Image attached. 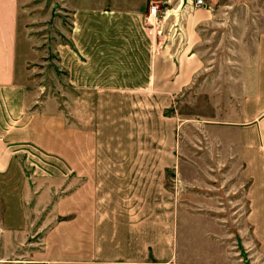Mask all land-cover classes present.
I'll return each mask as SVG.
<instances>
[{
	"label": "crops",
	"instance_id": "0c3cea01",
	"mask_svg": "<svg viewBox=\"0 0 264 264\" xmlns=\"http://www.w3.org/2000/svg\"><path fill=\"white\" fill-rule=\"evenodd\" d=\"M18 17V0H0V178L11 175L15 145L34 143L29 123L16 125L31 100L16 81ZM240 25L237 99L211 97L209 112L186 118L161 109L106 130L99 122L89 162L76 152L74 233L62 256L15 261L22 231L35 230L25 218L32 196L0 193V264H264V28ZM186 49L150 55L149 89L199 82L205 52Z\"/></svg>",
	"mask_w": 264,
	"mask_h": 264
},
{
	"label": "rangeland",
	"instance_id": "374dc122",
	"mask_svg": "<svg viewBox=\"0 0 264 264\" xmlns=\"http://www.w3.org/2000/svg\"><path fill=\"white\" fill-rule=\"evenodd\" d=\"M18 1L16 81L31 100L16 125L28 122L34 143L15 145L14 168L0 178V193L32 196L25 218L35 230L22 231L14 258L26 262L62 256L61 241L74 233L73 194L80 184L73 163L80 150L89 162L86 150L96 144L99 122L106 130L125 114L155 115L161 109L186 118L209 112L211 97L237 99L235 36L244 28L241 22L264 28V0ZM187 41V54L205 52V59L198 58L199 82L177 93L149 89L150 55ZM214 58L215 68L206 70L203 65Z\"/></svg>",
	"mask_w": 264,
	"mask_h": 264
},
{
	"label": "built area",
	"instance_id": "2783aa9c",
	"mask_svg": "<svg viewBox=\"0 0 264 264\" xmlns=\"http://www.w3.org/2000/svg\"><path fill=\"white\" fill-rule=\"evenodd\" d=\"M198 5H204V0H197ZM157 5L152 6L151 8V14H156L157 13ZM153 264H158V263H153Z\"/></svg>",
	"mask_w": 264,
	"mask_h": 264
}]
</instances>
